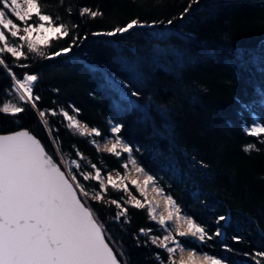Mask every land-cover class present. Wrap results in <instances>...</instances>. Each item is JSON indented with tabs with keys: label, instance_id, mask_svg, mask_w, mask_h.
Returning a JSON list of instances; mask_svg holds the SVG:
<instances>
[{
	"label": "trees",
	"instance_id": "1",
	"mask_svg": "<svg viewBox=\"0 0 264 264\" xmlns=\"http://www.w3.org/2000/svg\"><path fill=\"white\" fill-rule=\"evenodd\" d=\"M188 3L189 0H64L61 4L60 0H40L42 11L59 15L66 22L80 23L78 12L82 6L94 10L99 7L103 17L83 18L80 30L89 33L110 30L137 16L148 20L178 17ZM68 7H73L71 17L67 15ZM174 25L168 27L166 38L151 35L163 30L162 26L137 29L123 37L89 36L80 49L70 54L75 59L38 61L36 68L41 78L36 90L42 96L41 107L75 105L81 109L78 118L102 132L109 127V120L123 123V134L142 146L145 159L153 168H162L166 180L172 179L167 169L169 162L183 168L184 180L174 183L172 190L194 216L214 228L211 220L215 215H229L232 228L227 242L239 253L264 250V145L241 130V120L250 119V112L242 104H251L264 120V107L258 103V92L264 90V0H199L185 19L174 21ZM119 52L138 64L145 77L142 88H137L114 62ZM109 76L127 80L129 88L114 84ZM9 83L0 72V89ZM54 88L59 92H53ZM132 90L141 92L139 103L147 111L121 99ZM60 119L50 118V122ZM19 121L20 126L30 128L42 142L49 143L33 111L19 114ZM56 127L60 129L64 152L71 155L75 145L98 166L102 158L109 170L118 168L116 158L97 152L90 138L58 124ZM17 128L11 116L0 114V131ZM249 143H256L260 151L245 153L243 147ZM193 156L208 167L190 168ZM194 192L198 197L194 198ZM110 195L117 198L121 193L110 191ZM201 200L215 205L214 210H205ZM129 214L131 220L125 231L115 225L112 230L116 236H123L131 264H158L152 252L162 250L154 246L151 251L143 246L136 248L131 236L141 227L153 226V222L147 220L144 210L129 206ZM233 234L244 235L245 242L233 243ZM232 259L235 264H254L242 255Z\"/></svg>",
	"mask_w": 264,
	"mask_h": 264
},
{
	"label": "snow or ice",
	"instance_id": "2",
	"mask_svg": "<svg viewBox=\"0 0 264 264\" xmlns=\"http://www.w3.org/2000/svg\"><path fill=\"white\" fill-rule=\"evenodd\" d=\"M198 3L199 0H189L178 17L148 20L137 16L110 30L89 33L80 30L83 18L103 17L99 7H80L81 20L77 23L42 11L40 0H0V72L10 81L0 89V114L11 116L19 127L0 131V264H131L123 236H116L112 230L113 225L126 230L131 220L129 206L144 210L147 220L153 222V226L141 227L131 236L136 248L143 246L151 251L154 246L162 250L152 252L158 264H235L232 257L240 255L262 264L264 250L239 253L227 242L232 228L229 215H215L211 220L213 228L175 196L173 184L185 177L178 163H168L172 179L166 180L161 174L163 169L153 168L145 159L142 146L123 134V123L109 120V127L102 132L82 122L78 118L81 109L75 105L41 107L42 96L36 90L41 78L36 68L38 61L75 59L70 54L80 49L89 36L123 37L137 29L162 26L163 30L151 35L166 38L168 27L175 26L178 19L184 20L192 5ZM66 11L71 17L73 7ZM114 62L137 88L144 86L145 77L138 64L130 62L125 53L119 52ZM109 80L129 88L127 80L114 76ZM52 91L58 93L59 89ZM140 95V91L132 90L121 99L133 108L145 107L139 103ZM258 95V103L264 107V90ZM242 108L250 112L249 120H241L242 132L264 145V120L251 104H242ZM29 110L36 114L49 143L20 126L19 114ZM58 116L62 119L50 122V118ZM57 124L90 138L97 152L116 158L118 168L109 170L102 158L98 166L75 145L71 155L64 152ZM256 143L247 144L243 151L259 152ZM190 159V168L208 167L194 156ZM110 191L121 195L112 198ZM198 195L194 192V198ZM200 203L205 210L215 208L206 201ZM230 239L235 244L245 242L242 234H233Z\"/></svg>",
	"mask_w": 264,
	"mask_h": 264
},
{
	"label": "water",
	"instance_id": "3",
	"mask_svg": "<svg viewBox=\"0 0 264 264\" xmlns=\"http://www.w3.org/2000/svg\"><path fill=\"white\" fill-rule=\"evenodd\" d=\"M25 128H28V127H26V126H24ZM30 129V128H29ZM14 130H19V128H17V129H14ZM31 130V129H30ZM11 131H13V130H11ZM4 132H9V131H4Z\"/></svg>",
	"mask_w": 264,
	"mask_h": 264
},
{
	"label": "rangeland",
	"instance_id": "4",
	"mask_svg": "<svg viewBox=\"0 0 264 264\" xmlns=\"http://www.w3.org/2000/svg\"><path fill=\"white\" fill-rule=\"evenodd\" d=\"M90 127V126H89ZM113 175H115V171H113ZM132 177L130 176L129 179H131ZM142 179V178H141Z\"/></svg>",
	"mask_w": 264,
	"mask_h": 264
},
{
	"label": "bare ground",
	"instance_id": "5",
	"mask_svg": "<svg viewBox=\"0 0 264 264\" xmlns=\"http://www.w3.org/2000/svg\"><path fill=\"white\" fill-rule=\"evenodd\" d=\"M161 210H163V209H161Z\"/></svg>",
	"mask_w": 264,
	"mask_h": 264
}]
</instances>
